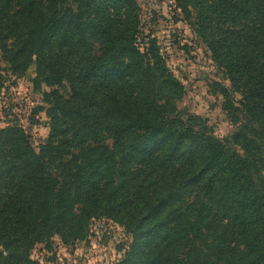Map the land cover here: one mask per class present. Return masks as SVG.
Here are the masks:
<instances>
[{
  "label": "trees",
  "instance_id": "obj_1",
  "mask_svg": "<svg viewBox=\"0 0 264 264\" xmlns=\"http://www.w3.org/2000/svg\"><path fill=\"white\" fill-rule=\"evenodd\" d=\"M174 1L229 82L223 140L180 112L136 0H0V87L34 66L49 127L0 129V264L104 218L132 239L116 264H264V0Z\"/></svg>",
  "mask_w": 264,
  "mask_h": 264
},
{
  "label": "rangeland",
  "instance_id": "obj_2",
  "mask_svg": "<svg viewBox=\"0 0 264 264\" xmlns=\"http://www.w3.org/2000/svg\"><path fill=\"white\" fill-rule=\"evenodd\" d=\"M136 1L141 9L143 36L150 35L157 40L168 69L185 86L186 93L177 103L180 112L207 120L213 135L219 140L231 136L237 126L227 118L223 109L225 99L218 88H214L217 83L228 86L229 82L213 62L206 44L193 33L191 23L174 0ZM34 70L33 66L21 79L9 74L2 80L0 129L18 123L37 146L47 138L49 127L46 113L38 111L43 102L31 81ZM59 90L64 96L69 95L66 86ZM237 99H240L239 94ZM131 243V237L122 226L104 218L92 223L87 240L66 246L56 237L52 250L45 244L37 245L32 258L43 264H116Z\"/></svg>",
  "mask_w": 264,
  "mask_h": 264
}]
</instances>
